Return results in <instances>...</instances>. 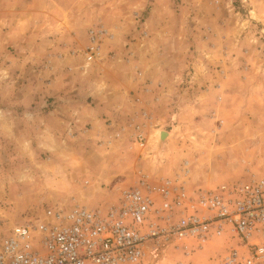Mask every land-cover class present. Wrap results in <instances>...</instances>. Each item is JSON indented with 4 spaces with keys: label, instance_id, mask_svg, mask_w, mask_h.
<instances>
[{
    "label": "rangeland",
    "instance_id": "1",
    "mask_svg": "<svg viewBox=\"0 0 264 264\" xmlns=\"http://www.w3.org/2000/svg\"><path fill=\"white\" fill-rule=\"evenodd\" d=\"M24 1L20 0V7ZM36 2L41 6L49 2L56 11L51 18L54 30L65 31L63 40L68 45L55 51L56 56L62 52L63 57L83 58L89 29L101 25L111 34L101 43L102 61L126 49L145 57L144 64L153 71H167L168 76L161 78L178 91L161 99L154 110L160 121L159 138L152 142L148 136L145 148L135 146L117 159L111 153L122 140L104 147L94 136L80 132L71 138L59 133L39 138L31 134V126L13 123L0 112V235L15 225L42 220L45 209L74 206L71 201L77 195L114 203L120 189L133 184L141 167L148 168L156 159L166 162L171 171L188 161L192 170L188 188L246 182L264 175V0ZM151 8L155 9L149 14ZM23 36L17 40L21 47L26 41ZM17 45L5 41L0 45V85L6 80L2 72L7 77L20 71L14 60ZM27 50H32V59L43 58L41 71L46 70L44 64L51 66L44 62L43 49L34 52L25 44ZM78 65L67 68L73 78L65 81L80 83ZM112 70L104 66V80H115ZM24 71L30 73L26 67ZM170 73L175 76L172 80ZM98 74L102 76V71ZM204 86H221V91L202 94ZM69 93L71 100H81L82 93ZM163 132L169 136L163 137ZM126 160L129 170L118 172L117 165ZM115 171L117 176L111 178ZM229 243L221 241L222 246ZM215 259L206 258L208 264H215Z\"/></svg>",
    "mask_w": 264,
    "mask_h": 264
},
{
    "label": "built area",
    "instance_id": "2",
    "mask_svg": "<svg viewBox=\"0 0 264 264\" xmlns=\"http://www.w3.org/2000/svg\"><path fill=\"white\" fill-rule=\"evenodd\" d=\"M106 38L103 26L89 29L84 68ZM139 114L131 140L143 149L150 118ZM189 173L187 162L172 177L139 173L114 203L45 209L42 220L0 235V264H171L172 254L184 264L208 247L222 249L215 264H264V175L197 189L187 187Z\"/></svg>",
    "mask_w": 264,
    "mask_h": 264
},
{
    "label": "crops",
    "instance_id": "3",
    "mask_svg": "<svg viewBox=\"0 0 264 264\" xmlns=\"http://www.w3.org/2000/svg\"><path fill=\"white\" fill-rule=\"evenodd\" d=\"M35 2L36 0H26L22 2L25 6L20 7V0H0V45L4 41L17 45V40L23 36L21 32L29 31L23 36V39L26 40L23 46L21 47L22 43H20L14 52L17 69L20 68L18 74H8L7 77H4L3 72L1 73L2 78H6L0 85V112L3 117L8 114L13 123L28 124L31 126V134L39 138H51L56 133L71 138L74 133L80 132L94 136L101 142L100 146L104 147L114 145L113 141L122 140V143L118 144L115 151L113 150L111 153V158L117 159L116 157L121 153H125V155L130 153L129 151H132L135 146L139 149L131 140V135L133 126L142 123L139 113L144 111L150 118L149 122L145 123L144 131L149 139L151 137L152 140L153 138L157 140L160 135L158 132L161 131L158 129L160 121L157 120L154 110L160 106L161 99H165L171 92L178 91V87L168 84V81L161 78L168 76L169 73L164 69L153 71L150 65L144 64L145 57L142 59L138 54L128 53L126 49L120 52L118 57L114 56L112 59L102 61L101 55L100 59L92 62L86 68L83 67L84 59L81 56L76 58L63 57L62 52H58L56 56L55 51L61 50L63 45H68L64 43L66 40H63L65 31L63 27L58 31L54 30L56 26L51 22V18L56 11L49 2L46 4L44 2L43 6ZM60 9L63 12V9ZM154 9L151 8L149 14L153 13ZM59 24L63 25V23ZM144 24L147 25V21ZM45 26L51 27L53 30L45 29ZM42 31L46 35H43ZM50 32L55 35L52 34L48 37L47 34ZM25 44L29 45V49H35L34 52L43 49L44 62L51 63V66L44 64L46 70L41 71L39 67L43 65L41 64L43 58L42 60L41 57L32 59L30 57L32 50L25 51ZM22 52L24 53L23 56ZM27 52L29 53L28 56H26ZM27 62H31V64L28 65ZM70 65L80 67V71L77 72L80 80L78 85L65 81L69 77L73 78L72 72L67 70V68L71 69ZM106 65L107 68L114 67L112 76L115 80L111 81L108 78L104 80L106 76L104 66ZM93 66L95 67L92 68ZM25 67L30 69V73L24 71ZM100 70L102 76L98 74ZM170 74L169 79L175 78L174 74ZM24 81H27V84H24ZM175 83V81L172 82V84ZM204 87L201 90L202 94H217L221 91V86ZM72 90L82 93L80 101L76 102L70 97L68 98L69 92ZM25 95L27 96L23 97ZM50 98L55 99L45 101L50 100ZM219 99H221L220 96ZM175 117L177 115L174 114L173 118ZM151 131H156L157 134L150 136ZM168 135L167 133L166 137ZM186 162L188 163V161ZM123 163H119L117 169L118 172L126 173L129 170L128 161ZM165 163L156 159L152 162L153 165L148 168L141 167L142 169L138 172L145 174L151 180H155L159 177H172L179 171L178 169H181L179 167L171 171L172 169L169 168L172 167L165 166ZM188 168L189 171H192L189 163ZM118 172L115 171L111 178H115ZM137 179L131 185H134ZM87 183L88 181L84 182V184ZM92 198L89 199L84 194L77 195L76 198H72L71 205L78 204L95 208L99 205L108 204L104 203L102 197ZM221 253V248L208 247L203 252L184 260V264H208L206 258ZM170 259L171 264H174L180 259V256L172 254Z\"/></svg>",
    "mask_w": 264,
    "mask_h": 264
},
{
    "label": "water",
    "instance_id": "4",
    "mask_svg": "<svg viewBox=\"0 0 264 264\" xmlns=\"http://www.w3.org/2000/svg\"><path fill=\"white\" fill-rule=\"evenodd\" d=\"M163 135H167V133H164V132H163V133H162V136H163Z\"/></svg>",
    "mask_w": 264,
    "mask_h": 264
},
{
    "label": "bare ground",
    "instance_id": "5",
    "mask_svg": "<svg viewBox=\"0 0 264 264\" xmlns=\"http://www.w3.org/2000/svg\"><path fill=\"white\" fill-rule=\"evenodd\" d=\"M160 132H158V134H159ZM169 136V135H168ZM163 137H166V135H163ZM162 140V139H161Z\"/></svg>",
    "mask_w": 264,
    "mask_h": 264
}]
</instances>
